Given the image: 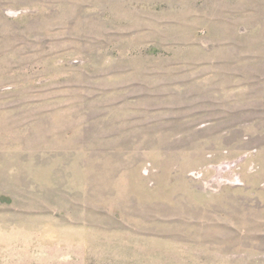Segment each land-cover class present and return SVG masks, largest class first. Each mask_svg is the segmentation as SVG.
Masks as SVG:
<instances>
[{
  "label": "rangeland",
  "instance_id": "obj_1",
  "mask_svg": "<svg viewBox=\"0 0 264 264\" xmlns=\"http://www.w3.org/2000/svg\"><path fill=\"white\" fill-rule=\"evenodd\" d=\"M0 264H264V0H0Z\"/></svg>",
  "mask_w": 264,
  "mask_h": 264
}]
</instances>
